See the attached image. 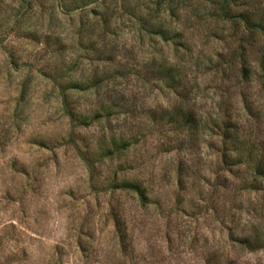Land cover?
Masks as SVG:
<instances>
[{
	"label": "rangeland",
	"instance_id": "374dc122",
	"mask_svg": "<svg viewBox=\"0 0 264 264\" xmlns=\"http://www.w3.org/2000/svg\"><path fill=\"white\" fill-rule=\"evenodd\" d=\"M256 159L264 0H0V264H264Z\"/></svg>",
	"mask_w": 264,
	"mask_h": 264
},
{
	"label": "trees",
	"instance_id": "16d2710c",
	"mask_svg": "<svg viewBox=\"0 0 264 264\" xmlns=\"http://www.w3.org/2000/svg\"><path fill=\"white\" fill-rule=\"evenodd\" d=\"M251 26H254V27H257L258 29H261L260 24L259 25L252 24ZM153 34L159 35L163 38L167 37V32L162 30V29H160L158 31H154ZM243 71H245V68H243ZM163 73L168 78V80H170L172 83L176 80L175 79L176 74L171 67L163 68ZM73 86L74 87H72V88L77 89L76 86H78V85H73ZM70 116H72V115H70ZM191 119L192 118H191V115L189 113L181 112L179 119H177L176 121H173V122H175L179 126H182L183 128H185V127H187V125L191 124ZM226 136L229 138L230 144L234 147V150L233 151L230 150L229 153H227V149H226V154H224V156L230 155L233 152H235V154H236L235 156L238 158L243 156L244 153L242 152L241 147L237 144L238 138L235 135H230V133H228V135L226 133ZM120 148L126 149L127 145L124 143H120ZM107 153L108 154H106L107 155L106 157L111 156L113 154L111 150H109V152H107ZM237 160H239V159H237ZM234 165H236V164H232V166H234ZM252 171H253V174L255 176V179H259V180H262L264 182V161L262 159L254 160V163L252 166ZM111 187L114 189H119V190L132 191V192L136 193L139 196V199L142 201L146 199L145 190L143 189V187L141 185H139L135 182H131V181H123L121 183L114 182L111 184ZM230 239L238 247L245 249V250H248L250 252H257L260 250H264V232H259V233L255 232V233H252L251 235L240 236V237L235 236V235H231Z\"/></svg>",
	"mask_w": 264,
	"mask_h": 264
}]
</instances>
